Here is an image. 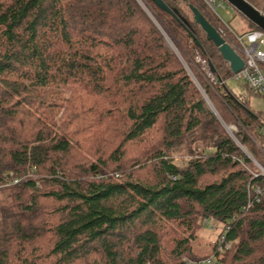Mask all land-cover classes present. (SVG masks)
I'll use <instances>...</instances> for the list:
<instances>
[{
    "label": "trees",
    "instance_id": "1",
    "mask_svg": "<svg viewBox=\"0 0 264 264\" xmlns=\"http://www.w3.org/2000/svg\"><path fill=\"white\" fill-rule=\"evenodd\" d=\"M145 1L0 0V264H264V115L193 0Z\"/></svg>",
    "mask_w": 264,
    "mask_h": 264
},
{
    "label": "rangeland",
    "instance_id": "2",
    "mask_svg": "<svg viewBox=\"0 0 264 264\" xmlns=\"http://www.w3.org/2000/svg\"><path fill=\"white\" fill-rule=\"evenodd\" d=\"M194 4L192 2L193 5H195L196 7L200 8L204 14L213 22V24L217 27V29L219 30V32H221V34L227 39L228 42H230L233 46H235V40H234V36L232 33L235 34H241L244 33L248 30V24L246 22V19L243 18V16H241L237 11H235L233 8H231L224 0H215V7L212 9L210 8L205 0H193ZM138 4L142 7V9H144L145 13L147 14V16L155 23L156 19L154 16V13L151 9V7L149 6V4L147 3V1L145 0H137ZM142 2V4H141ZM209 8L211 9V11L213 10V12L216 14V16H218V18L221 20V22L223 24L226 25V27L229 29H222L219 25L216 24V22L211 18V16L209 15V12L205 9ZM186 12L188 17L190 18V20L194 23L193 21V15L191 13V11L185 7ZM194 25L196 26L197 29H200V27H198L195 23ZM202 31V30H201ZM232 32V33H231ZM202 33L204 34V32L202 31ZM166 46L169 49H172L175 52L174 47L172 46L171 42L166 39ZM197 62H199V59H197ZM196 62V63H197ZM229 66V65H228ZM186 68L188 69L191 77L193 78V80L197 83V85L199 86L195 76L193 75V73L189 70V68L186 66ZM226 86L237 96H239V98H241L242 101L244 102H248L250 104L251 109L258 114L264 115V96H257V95H253L252 93H250L246 88H244L243 86H241L238 82H236L233 78H230L229 80L226 81ZM201 90V89H200ZM69 97L66 96L65 98L67 99ZM206 98V102L208 105V108L219 118L218 113L216 112V109L214 108L213 105H211L209 99ZM59 104L61 105V102H59ZM69 103H65L63 108L61 106V109L59 114L57 115L58 118H61L64 114V111L66 109V106H69ZM89 118L91 121H94V116L91 114L89 115ZM108 123V122H105ZM100 126L104 127V124H99ZM223 127L226 128L227 132H229V129L232 130L233 132H237V128H235L234 125L231 126H225L226 124L222 123ZM102 127H98L95 129V137L98 136L99 133H101L102 131ZM229 128V129H228ZM235 128V129H234ZM106 149V147H105ZM104 148L101 147V153L105 151ZM106 152V151H105ZM107 154V152H106ZM94 156L89 155L88 158H90L91 160H93ZM176 163L180 166L185 165L186 163V159H183L182 157H177V161ZM258 167L259 165L256 164ZM260 168V167H259ZM214 229V228H213ZM210 229L208 232H204L203 235H201V237L204 239V243L203 242H199V240L195 243L196 245V251L195 253L200 256V257H208L212 254V250H211V246L206 245L207 243H212V241L216 240V230ZM205 242H207L205 244ZM199 246V247H197ZM203 258V259H204ZM184 261L187 262V264H193V263H198L200 262L199 260L197 261V259H192L191 257H185ZM204 264V263H202ZM216 264V260H214V263Z\"/></svg>",
    "mask_w": 264,
    "mask_h": 264
},
{
    "label": "built area",
    "instance_id": "3",
    "mask_svg": "<svg viewBox=\"0 0 264 264\" xmlns=\"http://www.w3.org/2000/svg\"><path fill=\"white\" fill-rule=\"evenodd\" d=\"M210 8L215 7V0H205ZM142 4V2H141ZM214 10V9H213ZM235 40V49L241 55L244 60L245 66L239 73L233 74V79L239 84L245 85L254 94L264 96V32L251 31L243 35L232 33ZM201 60L199 59V62ZM229 129V128H228ZM235 129V128H234ZM230 136L236 141L233 136V131L229 129ZM237 142V141H236ZM241 147V145L239 144ZM264 175V169H262ZM256 193L261 196L264 191L257 189ZM234 243L228 242L223 239L222 245L219 247V251L228 250ZM211 264L212 259H208L196 264ZM195 264V263H193Z\"/></svg>",
    "mask_w": 264,
    "mask_h": 264
},
{
    "label": "water",
    "instance_id": "4",
    "mask_svg": "<svg viewBox=\"0 0 264 264\" xmlns=\"http://www.w3.org/2000/svg\"><path fill=\"white\" fill-rule=\"evenodd\" d=\"M161 10L170 12L162 0H152ZM231 8L237 11L248 22L257 29L264 32V8L259 10L246 0H224ZM193 15L194 23L201 28L208 41L213 42L220 52L223 60L229 65L233 74L239 73L244 69L245 63L235 47L219 32L213 22L204 14V12L193 5L189 6Z\"/></svg>",
    "mask_w": 264,
    "mask_h": 264
},
{
    "label": "crops",
    "instance_id": "5",
    "mask_svg": "<svg viewBox=\"0 0 264 264\" xmlns=\"http://www.w3.org/2000/svg\"><path fill=\"white\" fill-rule=\"evenodd\" d=\"M264 8V7H263ZM262 8V9H263ZM259 10H261V9H259ZM244 18V17H243ZM245 19V18H244ZM247 21V20H246ZM247 32H249V27H248V30L246 31V32H244V33H241V34H239V35H243V34H245V33H247ZM235 34V33H234Z\"/></svg>",
    "mask_w": 264,
    "mask_h": 264
}]
</instances>
